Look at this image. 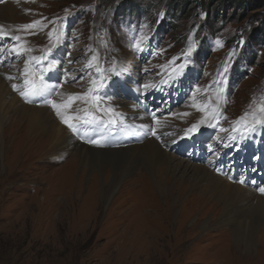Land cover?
<instances>
[{"label":"rangeland","instance_id":"1","mask_svg":"<svg viewBox=\"0 0 264 264\" xmlns=\"http://www.w3.org/2000/svg\"><path fill=\"white\" fill-rule=\"evenodd\" d=\"M22 2L28 16L7 24L12 25L9 32L23 42L0 39V52L4 54L1 65L15 75L14 81L21 83L28 65L35 73L28 79L38 87L46 83L53 86L48 71L43 69L54 63L53 69L58 67L67 83L63 84L65 78L63 82H52L71 85L80 95L86 91L90 109L103 115L96 104H111L116 96L104 88H114L112 71L124 57L131 82L125 88L130 78L117 80V95L123 102L124 96L133 95V81L142 85L149 81L153 86L149 101L156 102L158 111L168 108L172 113L182 107H204L206 111L200 112L211 115L207 124L218 127L214 134L196 143L192 151L176 141L169 151L180 158L220 169V162L234 154L228 135L240 139L241 121H252L258 104L264 102V0L243 6L235 3L232 7L222 0ZM180 5L184 11L175 21L170 9ZM222 5L226 6L223 19L212 21L207 17V6H213L214 11ZM63 20L69 22L66 29ZM35 21L40 23L34 28L22 27ZM255 29L261 30L262 43L248 39ZM142 37L137 50L133 45ZM14 45L31 51L16 55L9 52ZM190 46L198 60H187L185 52ZM182 64H186L183 69L179 67ZM97 68L101 71L97 72ZM101 74L106 86L89 92L90 81L100 80ZM59 89L45 91L56 102ZM93 96L101 99L93 103ZM146 115L153 120L149 112ZM108 120H113L111 113ZM72 122L78 125L79 135L61 122V127L66 128L64 138L70 133L75 140L103 148L89 142L91 133H80L79 119ZM182 122L186 124L183 130L196 123L191 115ZM252 134L255 141H247L245 136L238 141L246 145L243 160L248 165L242 164L236 173L229 169L235 161L232 165L227 161L224 170L229 173L224 177L234 173L236 181H241L248 174L251 181L256 174H264L256 171L260 166L264 168V164L259 166L260 159H264L260 152L264 139L257 132ZM27 148L20 156L9 151L0 153V264H264V233L257 230L251 249H239L228 228L219 224V209L203 206L195 189L182 191L173 206L152 189L140 191L138 183L132 181L128 188L122 183L114 195L103 201L107 174L99 180L92 173L83 174L76 165V155L70 157L72 150L55 157L41 148ZM202 154L212 157L213 163L209 164ZM258 178L255 176L252 183ZM203 222L209 224L208 228L201 229Z\"/></svg>","mask_w":264,"mask_h":264},{"label":"bare ground","instance_id":"2","mask_svg":"<svg viewBox=\"0 0 264 264\" xmlns=\"http://www.w3.org/2000/svg\"><path fill=\"white\" fill-rule=\"evenodd\" d=\"M1 1L0 25L8 34H12L9 32L12 25L7 23L15 21L18 17L28 16L26 7L22 0ZM3 56V52H0V58ZM57 69L58 67L47 72L51 85L60 88L58 95L55 96L56 102L65 104L69 96L83 97L74 100L70 108H64L62 111L66 113L65 115H77L87 119L95 117L94 122L90 124H84L79 119L82 124L80 133L83 136L91 133L90 139L99 141L103 148L89 146L79 139L75 140L70 133L64 138L66 128L61 127V118L57 116L56 110L52 111L44 102L53 101L51 95L44 91L42 95L33 97L32 103L26 102L17 90L18 88L26 90L25 74L21 83H17L14 81L15 75L7 66L2 67L0 61V153L9 151L10 154L20 156L25 147H36L60 157L62 152L72 150L70 157L76 155V165L83 174L92 173L98 180L107 174V183L103 185V201L114 195L122 183L128 188L132 181L138 183L140 191L152 189L156 191L155 195H161L173 206L179 200L182 191L195 189L197 200L203 206L219 209V224L228 228L237 247L251 249L257 230L260 229L264 233V194L259 191L260 188H264V174L255 175L259 177L255 184L252 183L255 176L250 181L249 177L244 175L241 178L244 183L241 184L236 181L238 177L235 174H232V177H224L225 174L220 175V169H210L169 151L182 134L187 132L182 129L186 125L182 122L185 117L191 115L197 123L205 119L206 115L197 108L189 107L179 108L172 113H168L169 109L168 114L153 111L152 103L156 102L149 101L150 98L146 97L152 86L144 88L140 83L134 82L132 87L134 93L130 101L123 102L121 97L114 94L116 96L112 97L111 104H99V109L103 113L100 115L90 109L91 102L87 99L86 91L80 95L74 86L71 88V85L61 86L52 82H63ZM129 71L123 57L118 67L112 71L115 93L119 91L117 80L123 73L130 74ZM86 76L87 74H84V77ZM65 83L67 77L63 84ZM46 84L50 86L49 83ZM145 84L150 82L146 81ZM13 85H16V89ZM108 92L112 93L109 90ZM146 109L153 115L152 121L148 119ZM110 113L114 115L112 121L108 120ZM185 113L188 115H184ZM243 120L241 130L252 128L253 125L247 118ZM202 125L195 135L204 129ZM263 129L262 126H255V131ZM129 143L133 144L128 146ZM201 156L208 159L209 164L213 163L212 157L206 154ZM74 169L73 167L72 170ZM208 226L207 222H203L200 227L206 229Z\"/></svg>","mask_w":264,"mask_h":264},{"label":"snow or ice","instance_id":"3","mask_svg":"<svg viewBox=\"0 0 264 264\" xmlns=\"http://www.w3.org/2000/svg\"><path fill=\"white\" fill-rule=\"evenodd\" d=\"M39 23H40L39 21H35L32 24H26V25H23L22 27L24 29H31V28H34ZM0 38H10V39H14L16 41H19L21 39V37L18 36V35L17 36H9V34L5 31V29H4V27L2 25H0ZM142 39H143V37L140 40H136L134 45H133L137 50H140V48H141ZM29 51H31V50L27 49V48H20V47H18L16 45H14L11 49H9V52H14L16 55H22L23 53H26V52H29ZM192 51H193V47L190 46L187 49V51L185 52V56H190ZM32 59L36 60V58H34V57ZM93 60H96V57H93ZM36 62L39 63L38 60ZM185 66H186V64H182L179 67L181 69H183ZM54 67H55L54 63H49L48 66L43 69V71L52 70ZM100 71L101 70L99 68H97V72H100ZM24 74H25L26 90H20V95L28 103H32L33 102L32 98L35 97V96L42 95L43 92L46 89L49 90V92H51V90H53L56 87L55 85L48 86V85H43V84L40 87H37L34 80H29L28 79V76L35 75V73L30 71V68H29L28 65L25 66ZM41 79H42V77H41ZM105 81H106V78H104L102 76V74H101V78H100L99 83L96 80L92 81V88L89 89V92H94V91H96L98 89L104 88L106 86V82ZM151 86L152 85H149V84L143 85L144 88H148V87H151ZM13 88L16 89V85H13ZM77 99H83V97H80V96H69L68 97V102L65 103V104H57L55 101H52V100H45L44 101L45 103L50 104L51 107L56 110L57 116H59L61 118L62 122L75 135H79V127H78L77 124L72 122L74 119H81L84 124L93 123L94 120L96 119L95 117H93L92 119H87L86 117H78V116L74 117V116H71V115H67V116L65 115V113L62 111V108H70L71 107V103L74 100H77ZM100 99H101L100 96H93L92 97L93 103L98 102ZM96 106L98 107L99 105L96 104ZM193 106L195 107V105H193ZM105 111L111 112L113 110L112 109H105ZM198 111L204 112V111H206V109L204 107H200V108H198ZM184 115H188V113H185ZM157 123H159V121H157ZM204 123H205V120L201 119L197 123L193 124L190 128H188L186 134L190 135V134L198 133L200 131L201 125L204 124ZM251 123L253 125V127L251 129L252 131L255 130V126H257V125L264 127V102H261V103L258 104L257 113H253V118H252ZM89 142L93 143V144H98L99 143V141H97V140H91ZM239 183L243 184L244 181L241 180V181H239ZM259 191L262 194H264V188H260Z\"/></svg>","mask_w":264,"mask_h":264},{"label":"trees","instance_id":"4","mask_svg":"<svg viewBox=\"0 0 264 264\" xmlns=\"http://www.w3.org/2000/svg\"><path fill=\"white\" fill-rule=\"evenodd\" d=\"M222 1H224V3L226 2L227 4L228 3H231V7L232 6H234V4L236 3H238V4H242V6H243V4L244 3H248V2H250V1H254L255 2V0H222ZM207 5H209V3L207 4ZM181 6V5H180ZM171 7V6H170ZM230 7V6H229ZM229 7H227V8H229ZM207 8V17H211L210 19L212 20V21H216V20H219L220 18L221 19H223L224 18V16H225V9H226V6H224V5H222L219 9H217V10H214V11H211V9H213L214 7L213 6H211V9H210V7L209 6H207L206 7ZM184 11V9H183V6H181V8L180 7H178V8H173V7H171V9H170V12H171V14H172V16H173V19L176 21L177 20V18H180L179 16L181 15V13ZM240 11H243V9H241ZM123 12H124V10H123ZM179 13V14H178ZM262 32H261V30H253V32L250 34V36L248 37V39H250L251 41H254V40H256V41H258L259 43L261 42V36H262V34H261ZM260 40V41H259ZM262 43V42H261Z\"/></svg>","mask_w":264,"mask_h":264}]
</instances>
